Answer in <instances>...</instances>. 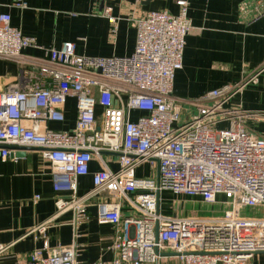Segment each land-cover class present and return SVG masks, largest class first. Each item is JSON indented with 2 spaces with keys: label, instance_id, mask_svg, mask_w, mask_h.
I'll return each mask as SVG.
<instances>
[{
  "label": "built area",
  "instance_id": "obj_1",
  "mask_svg": "<svg viewBox=\"0 0 264 264\" xmlns=\"http://www.w3.org/2000/svg\"><path fill=\"white\" fill-rule=\"evenodd\" d=\"M254 1L263 16L264 0ZM179 4L178 16L161 11L135 18L134 54L109 59L77 55L70 42L46 50L44 58L25 54L43 48L12 25L10 14L0 13V60L18 67L11 84L0 77L1 159L17 161L13 148L43 151L54 219L71 213L78 225L94 207L98 224L114 232L111 260L82 263L76 245L51 248L54 219L48 220L29 232L43 248L24 264H161L165 254H174L169 258L178 264H250L264 253V217L244 215L264 206V131L248 125L264 123V110L232 103L257 79L211 91L184 109L173 96L174 81L193 28L187 3ZM10 7L29 8L25 0ZM105 14L115 34L118 21ZM69 100L75 102L74 128L52 129L67 122ZM93 162L100 170L91 173ZM144 164L150 175L139 178ZM89 176L93 186L80 194V181ZM165 193L211 211L168 214ZM10 247L0 246V256Z\"/></svg>",
  "mask_w": 264,
  "mask_h": 264
},
{
  "label": "crops",
  "instance_id": "obj_2",
  "mask_svg": "<svg viewBox=\"0 0 264 264\" xmlns=\"http://www.w3.org/2000/svg\"><path fill=\"white\" fill-rule=\"evenodd\" d=\"M12 1L0 0V13L10 14L12 25L43 48L28 49L25 54L44 58L46 50L59 49L70 42L75 44L77 55L100 59L132 56L137 42L133 20L145 12L167 11L178 16L179 3L185 2L193 29L186 37L183 68L175 76L174 98L189 110L195 100L211 91L240 86L256 77L257 82L245 85L232 103L264 110V15L258 16L254 0H25L29 7L25 11L11 8ZM108 10L118 21L115 34L105 14ZM17 74L14 63L0 60V77H4L5 85L14 82ZM75 119V102L69 100L67 122L51 128L72 130ZM248 125L258 134L264 131V123ZM99 170L100 165L93 162L91 173ZM149 175L147 164L137 170L139 178ZM92 186V176L81 179L79 193ZM54 199L43 151L29 148L26 156L17 161L0 157V246H11L8 253L0 256V264H24L33 250L43 248V240L37 241L33 234H28L54 219ZM175 200L181 205L172 208ZM161 203L166 213L180 216L198 215L187 212V208L202 211V215L211 211L197 203L185 205L181 198L167 193L162 194ZM89 215L87 222L78 225L71 213L55 218L48 230L51 248L76 245L77 260L82 263L111 260L113 228L98 224L94 207ZM244 215L264 217V206L247 209ZM161 264L178 262L166 257ZM250 264H264V253L255 255Z\"/></svg>",
  "mask_w": 264,
  "mask_h": 264
},
{
  "label": "water",
  "instance_id": "obj_3",
  "mask_svg": "<svg viewBox=\"0 0 264 264\" xmlns=\"http://www.w3.org/2000/svg\"><path fill=\"white\" fill-rule=\"evenodd\" d=\"M11 150L16 151L15 155H12V158H17V159H21L24 158L26 156V152L29 150L28 148H13ZM166 257H174V254H165Z\"/></svg>",
  "mask_w": 264,
  "mask_h": 264
},
{
  "label": "rangeland",
  "instance_id": "obj_4",
  "mask_svg": "<svg viewBox=\"0 0 264 264\" xmlns=\"http://www.w3.org/2000/svg\"><path fill=\"white\" fill-rule=\"evenodd\" d=\"M175 205L178 203L177 202V200H175ZM210 205H207V207L210 209L211 208V206L209 207ZM178 207V206H177ZM187 212H189V213H191V214H198V212L197 211H190V210H187Z\"/></svg>",
  "mask_w": 264,
  "mask_h": 264
}]
</instances>
